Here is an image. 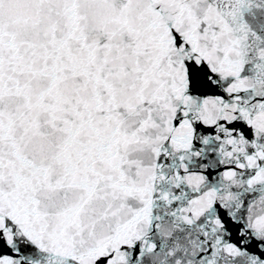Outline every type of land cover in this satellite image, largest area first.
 Segmentation results:
<instances>
[{
    "label": "snow or ice",
    "instance_id": "6c2138e0",
    "mask_svg": "<svg viewBox=\"0 0 264 264\" xmlns=\"http://www.w3.org/2000/svg\"><path fill=\"white\" fill-rule=\"evenodd\" d=\"M0 264H264V0H0Z\"/></svg>",
    "mask_w": 264,
    "mask_h": 264
}]
</instances>
